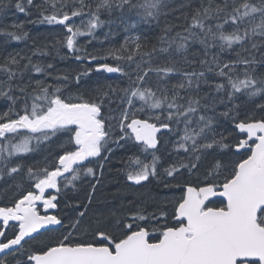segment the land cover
Here are the masks:
<instances>
[{
    "label": "snow or ice",
    "instance_id": "obj_1",
    "mask_svg": "<svg viewBox=\"0 0 264 264\" xmlns=\"http://www.w3.org/2000/svg\"><path fill=\"white\" fill-rule=\"evenodd\" d=\"M10 9L28 19L0 37L27 51L0 49V264H264V0ZM26 24L56 35L36 46ZM105 27L118 46H95ZM117 158L142 194L90 214Z\"/></svg>",
    "mask_w": 264,
    "mask_h": 264
},
{
    "label": "trees",
    "instance_id": "obj_2",
    "mask_svg": "<svg viewBox=\"0 0 264 264\" xmlns=\"http://www.w3.org/2000/svg\"><path fill=\"white\" fill-rule=\"evenodd\" d=\"M183 2V0H173V3L179 7V5ZM178 12H172V14L167 18L169 22L175 23L174 17L178 15ZM27 17L23 16L22 14L16 13L14 9H10L8 12L7 17L4 18L3 22L0 23V27L3 26V23L11 24L13 21L16 22H26ZM161 23H164V18H162ZM26 28L30 31L31 36L35 38L36 46H43V43L45 40L48 42H51L53 37L56 35L55 32L50 31L47 26H35L31 24H26ZM108 31L107 27L100 29L97 32V41L94 42L96 47H100V41H103V46L108 45H117L118 42H122L123 33H118L113 37H109L108 39H105V33ZM32 45V41H29V46ZM89 47H92L91 45ZM0 49L6 50V51H20L24 50L27 51V48L24 44H5L4 38L0 37ZM66 50L61 49V53L65 52ZM34 59H37L34 57ZM45 60L51 59V57H45L43 58ZM58 68L62 70H70L72 68H75V62L71 61L70 59L66 60H60L58 57L54 61ZM101 74L93 73V79L100 76ZM43 155L42 154H35V160H42ZM121 167L120 163L118 162V158L114 159L111 165H109L108 174H107V185L109 189L101 188L102 190L99 191V201H97V204H95V208L91 210V214H96L100 212L107 211L108 207L111 203L118 202L121 198H134L142 193H137L132 189H129L125 186V182L123 179V176L117 171ZM106 168V167H105ZM151 191L153 193L155 192H166V189H158L154 186L151 187V189L144 190V192ZM84 194H82L83 196Z\"/></svg>",
    "mask_w": 264,
    "mask_h": 264
},
{
    "label": "rangeland",
    "instance_id": "obj_3",
    "mask_svg": "<svg viewBox=\"0 0 264 264\" xmlns=\"http://www.w3.org/2000/svg\"><path fill=\"white\" fill-rule=\"evenodd\" d=\"M99 199H100V198H99ZM99 199H98V201H99ZM95 207H96V206H95ZM95 207H93V208H95ZM91 213H92V212H91ZM91 213H90V214H91Z\"/></svg>",
    "mask_w": 264,
    "mask_h": 264
}]
</instances>
